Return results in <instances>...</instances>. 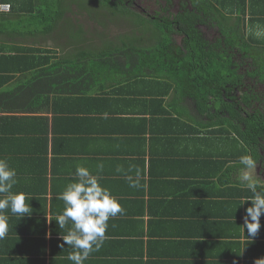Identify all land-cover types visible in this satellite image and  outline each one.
<instances>
[{
  "label": "crops",
  "instance_id": "0c3cea01",
  "mask_svg": "<svg viewBox=\"0 0 264 264\" xmlns=\"http://www.w3.org/2000/svg\"><path fill=\"white\" fill-rule=\"evenodd\" d=\"M246 2L254 14H244L245 27L249 17H264V0ZM2 15L0 158L17 172L12 191L33 197L26 201L33 212H0L8 224L0 264H73V249L59 246L71 223L62 230L53 219L77 165L97 175L124 209L84 264H255L264 257V214L251 240L240 227L251 201L240 203L252 193L240 184L239 158L249 154L236 129L213 122L171 80L172 90L160 81L146 91L131 75L133 59L94 60L88 76L64 68L60 79L44 57L64 67L73 61L66 47L2 32ZM249 171L264 191L263 170Z\"/></svg>",
  "mask_w": 264,
  "mask_h": 264
},
{
  "label": "trees",
  "instance_id": "16d2710c",
  "mask_svg": "<svg viewBox=\"0 0 264 264\" xmlns=\"http://www.w3.org/2000/svg\"><path fill=\"white\" fill-rule=\"evenodd\" d=\"M4 1L9 2L12 9L2 15H7L8 22L2 23V32L33 35L39 33L38 35L45 37L42 41L52 39L57 42L60 39L52 38L53 35L63 37V32L60 31H65V24L69 22L73 28H86L80 16L86 21L87 18L73 0ZM87 1L97 4L99 8L96 11L106 14L109 11L108 17L118 14L133 17L138 14L144 18L140 24L149 26L151 22H155L159 45L154 50H148L135 45L133 37L129 34L130 38L125 43L94 54L90 46L86 49L82 44L72 43V47L76 48L74 53L77 58L65 63L64 67L62 61L52 63L53 57H44L50 61V66L55 68L51 71H56L58 78H67L63 74L64 68L72 69L79 76L94 75L98 66L94 60L107 58L113 63V57L117 60L133 59L137 71L135 78L143 84L146 91L150 87L154 89L160 81L166 85H170L169 80L173 81L174 90L192 99L202 111L209 112L213 122L222 125L226 123L236 129L239 136L246 141L248 154L252 155L255 162L261 158L258 140L264 130V122L257 114L243 115L244 112L249 113L247 106H252L248 93L244 95L243 105L237 102L238 95L233 93L235 87L243 81V75L235 66V49L243 58L252 61L247 73L264 81V17H249L250 24L245 27L244 14H254V9L246 0H189L188 4L183 3L176 15L173 13L163 20L145 17L133 0ZM166 2L165 10H170L174 4L173 0ZM88 19L97 24L95 15L90 14ZM208 22L223 34L214 43L203 33L202 25ZM176 34L181 35V43L174 37ZM226 113L229 116H226ZM241 123L244 124V129Z\"/></svg>",
  "mask_w": 264,
  "mask_h": 264
},
{
  "label": "clouds",
  "instance_id": "9594fccd",
  "mask_svg": "<svg viewBox=\"0 0 264 264\" xmlns=\"http://www.w3.org/2000/svg\"><path fill=\"white\" fill-rule=\"evenodd\" d=\"M240 184L247 188L252 195L240 203L251 201V206L245 210L243 217L244 224L241 231L247 238H254L261 228V216L264 214V191H258V185L250 171L257 168V164L252 156L242 155L239 158ZM98 171H103L102 163L97 166ZM119 171V169H117ZM75 180L66 185L65 189L57 195L58 200L64 202L62 214L55 217L60 229L65 230L62 234L61 248L67 244L72 252L68 259L73 264H84L89 255L98 252L106 239V231L110 218H115L118 214H123L124 209L118 200L112 196L109 189L103 187L97 175H94L89 168L77 165L75 169ZM17 172L10 167L7 159L0 158V212L10 209L13 215L23 218L31 215L33 209L30 203L33 198L25 192H13V187L18 183ZM136 187L135 184L130 185ZM239 205V206H240ZM49 222L48 216L46 214ZM52 220V221H53ZM7 216L0 215V240L4 239L8 232ZM51 223V222H49ZM255 264H264V257L255 260Z\"/></svg>",
  "mask_w": 264,
  "mask_h": 264
},
{
  "label": "rangeland",
  "instance_id": "374dc122",
  "mask_svg": "<svg viewBox=\"0 0 264 264\" xmlns=\"http://www.w3.org/2000/svg\"><path fill=\"white\" fill-rule=\"evenodd\" d=\"M71 1V0H69ZM73 3H76L77 7L80 8V10L83 12L85 18H87V21L83 19L84 17H81V22L84 24L86 28H73V25L65 24V31L63 32V37H58L56 35H53L52 38L60 39L59 41L54 43L57 45L65 46L66 47V57H70L72 59L77 58L75 55L74 50L72 49V43L76 44H82L84 48L87 49V46H90L94 54L103 51H106L110 47L118 46L119 44L125 43L126 40H129L130 35L134 39V43L141 39L142 43L139 46H142L149 50H154L156 47H158L159 43V33L158 29L155 25V22H151L149 26L145 24H140V21L144 20V18L140 15H136L133 17L126 16L122 14H118L116 16H110L109 11L108 14L104 13L103 11H96L99 7L96 3H92L89 1H79V0H73ZM91 9V10H87ZM106 10V9H103ZM90 14L95 15V18L98 20L92 21L91 19H88V16ZM65 22H62V24ZM61 24V25H62ZM79 25V24H77ZM89 27H88V26ZM89 30V32H88ZM39 34V33H38ZM130 34V35H129ZM19 35L24 36L25 38L28 37V34L19 33ZM38 36V35H36ZM39 37L41 39H44L45 37L42 35ZM144 37V38H142ZM129 42V41H128ZM130 44V43H128ZM59 47V46H57ZM130 56V54H129ZM116 57L111 58L113 60V63H117ZM130 59V58H125ZM132 60V59H131ZM134 61V60H133ZM131 63V62H130ZM113 65V64H112ZM138 68V67H137ZM130 74V73H129ZM132 76L137 75V71L131 73Z\"/></svg>",
  "mask_w": 264,
  "mask_h": 264
},
{
  "label": "flooded vegetation",
  "instance_id": "af4514ba",
  "mask_svg": "<svg viewBox=\"0 0 264 264\" xmlns=\"http://www.w3.org/2000/svg\"><path fill=\"white\" fill-rule=\"evenodd\" d=\"M133 1H134L135 6L138 7V10L142 14H145V17H147L148 19L161 18L162 20L173 13L174 15H176L178 11L180 10V7L183 5V3L188 4L189 2V0H173L174 4L170 8V10H165V7L167 6L166 5L167 0H133ZM202 26H203L204 35L212 43L216 42L217 39L223 35L219 31V29L212 23L208 22L207 24H204ZM174 37H176L179 43H181L182 41L181 35L176 34L174 35ZM142 43H145V41L141 42V39H140L135 42V45H141ZM234 58H235V61L237 62V65L235 66L239 68V72L243 75V81L239 84L238 87H235V90L233 92L238 95L239 101L237 102L243 105L244 97H245L244 95L248 93L251 96L250 101H251L252 106L246 105L249 113L247 112L243 113L242 111L241 112L245 116L248 114H257L259 118H261L264 122V81L260 80L257 76L254 77L247 73L250 65L252 64V61L248 60L247 58H243L242 54L237 52L236 49H235ZM258 97L260 98V100H258ZM230 100L232 101V98H230ZM226 116H229V114L226 113ZM243 128H245L244 124H243ZM258 149H259V152L261 153V158L256 162V164H257L258 169L260 167L263 170L262 171L263 173H259V174L262 177H264V130L262 132V135L259 136Z\"/></svg>",
  "mask_w": 264,
  "mask_h": 264
},
{
  "label": "built area",
  "instance_id": "2783aa9c",
  "mask_svg": "<svg viewBox=\"0 0 264 264\" xmlns=\"http://www.w3.org/2000/svg\"><path fill=\"white\" fill-rule=\"evenodd\" d=\"M11 9H12V6L9 2L0 0V13L10 12Z\"/></svg>",
  "mask_w": 264,
  "mask_h": 264
}]
</instances>
